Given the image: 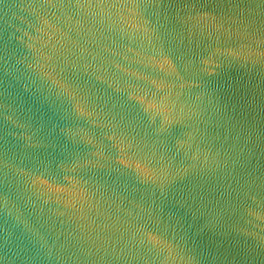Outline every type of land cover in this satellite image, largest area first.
Instances as JSON below:
<instances>
[{"label":"water","instance_id":"water-1","mask_svg":"<svg viewBox=\"0 0 264 264\" xmlns=\"http://www.w3.org/2000/svg\"><path fill=\"white\" fill-rule=\"evenodd\" d=\"M0 264H264V0H0Z\"/></svg>","mask_w":264,"mask_h":264}]
</instances>
